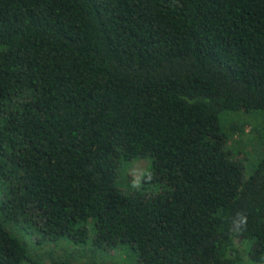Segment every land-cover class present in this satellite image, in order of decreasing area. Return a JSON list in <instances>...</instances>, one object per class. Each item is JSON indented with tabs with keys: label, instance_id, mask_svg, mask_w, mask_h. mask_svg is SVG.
<instances>
[{
	"label": "trees",
	"instance_id": "obj_1",
	"mask_svg": "<svg viewBox=\"0 0 264 264\" xmlns=\"http://www.w3.org/2000/svg\"><path fill=\"white\" fill-rule=\"evenodd\" d=\"M246 125L264 144V0H0V264H264ZM145 158L166 188L123 194Z\"/></svg>",
	"mask_w": 264,
	"mask_h": 264
},
{
	"label": "rangeland",
	"instance_id": "obj_2",
	"mask_svg": "<svg viewBox=\"0 0 264 264\" xmlns=\"http://www.w3.org/2000/svg\"><path fill=\"white\" fill-rule=\"evenodd\" d=\"M259 115V114H258ZM254 116V115H252ZM235 122L239 123L242 115L233 116ZM223 124L227 127L231 122L230 116L225 115L222 117ZM238 125V124H237ZM229 129V128H228ZM227 147L231 150L235 159L243 162L245 166H249L256 161L264 153V144L261 143L257 136L251 131V126H244L243 132L236 133L231 136L227 141ZM152 168V161L150 158L145 159H135L130 162H120L118 166V175L115 179V185L123 194H132L137 191L147 192V193H158L166 188V185L162 182H153L150 181V173ZM248 168L245 167V174H248ZM150 181V182H149ZM27 246L30 248L31 252H39L38 249H35L34 243L32 240H29L26 237H23L22 234H19ZM92 238V232L89 235V241ZM62 242H60L55 249L58 252H61L63 255L66 254L71 259L74 258L72 253H68L65 247H63ZM69 246V244H68ZM90 247V243L88 242ZM70 248H75L76 245L70 244ZM79 248V247H77ZM43 249V248H42ZM79 253V254H77ZM77 255L72 264H82L86 262V255L82 251H77ZM87 258H92L97 264H136V258L134 255H130L126 252H122L117 249H108L104 250H93L91 249L87 254Z\"/></svg>",
	"mask_w": 264,
	"mask_h": 264
},
{
	"label": "clouds",
	"instance_id": "obj_3",
	"mask_svg": "<svg viewBox=\"0 0 264 264\" xmlns=\"http://www.w3.org/2000/svg\"><path fill=\"white\" fill-rule=\"evenodd\" d=\"M232 223L235 231L239 233L247 225V216L243 213H237V218Z\"/></svg>",
	"mask_w": 264,
	"mask_h": 264
}]
</instances>
